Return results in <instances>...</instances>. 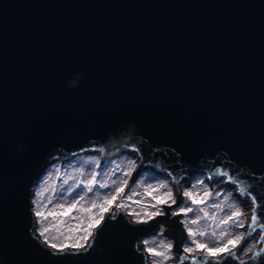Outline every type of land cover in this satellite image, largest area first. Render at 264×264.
<instances>
[{"label": "water", "instance_id": "water-1", "mask_svg": "<svg viewBox=\"0 0 264 264\" xmlns=\"http://www.w3.org/2000/svg\"><path fill=\"white\" fill-rule=\"evenodd\" d=\"M100 148L186 184L223 167L264 204V0H0V264H144L162 223L179 243L172 217L80 256L32 240L46 166Z\"/></svg>", "mask_w": 264, "mask_h": 264}, {"label": "snow or ice", "instance_id": "snow-or-ice-1", "mask_svg": "<svg viewBox=\"0 0 264 264\" xmlns=\"http://www.w3.org/2000/svg\"><path fill=\"white\" fill-rule=\"evenodd\" d=\"M138 167L136 159L122 166L88 157L63 173L59 187L41 177L31 193L32 240L50 249L52 256H80L93 247L104 228L122 218L128 224L151 226L158 218L172 217L183 228L179 243L164 238L163 230L151 241L136 243L134 250L144 257V264H264V204L250 185L223 167L207 179L231 184L234 190L206 187L201 179L191 187H179L180 180L171 171L164 177L148 174L147 180L155 181L148 183L136 178L142 175ZM54 171L61 173L59 167ZM141 186L143 192L138 191ZM49 217L56 223L49 224Z\"/></svg>", "mask_w": 264, "mask_h": 264}, {"label": "rangeland", "instance_id": "rangeland-1", "mask_svg": "<svg viewBox=\"0 0 264 264\" xmlns=\"http://www.w3.org/2000/svg\"><path fill=\"white\" fill-rule=\"evenodd\" d=\"M88 157H93V158H98L100 159V161L103 163L105 161H115V162H119L122 166L126 165V162L128 159H136V153L132 150H123L120 152L115 153L114 155H110V156H106V157H102L100 155V152L97 150L95 151H84V152H79L77 153L76 156H71L65 159H54L52 160L45 168L44 172L40 175V177L37 179L40 180L41 177H47L48 178V183L50 185H55L56 187H59L60 184H62V179H63V173L65 171H71L73 168L79 166L80 162L83 161L84 159H87ZM56 167H59L61 169V173L58 175L55 173L54 169ZM85 167H87V165H85ZM109 168H111V165H109ZM139 172H142V175L140 177H136L137 179H143V180H147V176L148 174H151L153 176H158V177H164L167 176V172L166 171H156L154 169H152L151 167H145L143 169H141ZM49 173H51V175H49ZM220 178V177H219ZM171 179V178H169ZM197 179H201L205 181V186L206 187H220V188H227V189H231V186H220L219 184H217L215 181H210L207 179V175L205 172H198L195 175H193L191 177L190 180V184L188 183L187 185L189 187H191V185L193 183H196ZM36 181V182H37ZM35 182V183H36ZM148 183H155L154 180H147ZM185 178H182L180 180V185L179 187H182L183 185H185ZM231 185V184H229ZM33 190V189H32ZM138 191L143 192V186H141ZM51 195L55 196V193H51ZM32 198V196H31ZM182 199V197H181ZM60 202L62 203L63 201H57V200H53V203H57ZM49 208L52 207V205H48ZM33 207V206H32ZM73 216L76 215L75 212L72 213ZM56 223V221H54L51 217H49V224H54ZM70 223L75 224L76 221L72 220L70 221ZM67 225H65L66 227ZM165 228V226L162 223V227L156 231H152L149 234L143 235L141 237V239L139 241H143V240H149L151 241L153 237H158L159 234L161 233V230H163ZM52 235H56V233L53 231ZM164 238L168 239V240H172L170 237L166 236L163 233Z\"/></svg>", "mask_w": 264, "mask_h": 264}, {"label": "bare ground", "instance_id": "bare-ground-1", "mask_svg": "<svg viewBox=\"0 0 264 264\" xmlns=\"http://www.w3.org/2000/svg\"><path fill=\"white\" fill-rule=\"evenodd\" d=\"M136 157H137V155H136ZM183 178H184V177H183ZM217 180H223V179H222V177H220V178L218 177ZM215 182L217 183V181H215ZM217 184H218V183H217ZM219 185H220V186H224V187H227V186L229 187V186H231V189L234 190V186H233V185H229V184H219ZM249 203H250V202H249Z\"/></svg>", "mask_w": 264, "mask_h": 264}]
</instances>
